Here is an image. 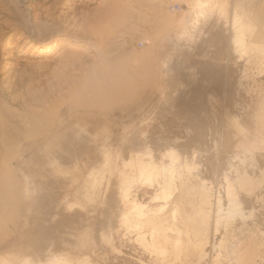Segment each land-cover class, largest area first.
I'll use <instances>...</instances> for the list:
<instances>
[{
    "label": "rangeland",
    "instance_id": "obj_1",
    "mask_svg": "<svg viewBox=\"0 0 264 264\" xmlns=\"http://www.w3.org/2000/svg\"><path fill=\"white\" fill-rule=\"evenodd\" d=\"M257 1L0 0V264H264Z\"/></svg>",
    "mask_w": 264,
    "mask_h": 264
},
{
    "label": "bare ground",
    "instance_id": "obj_2",
    "mask_svg": "<svg viewBox=\"0 0 264 264\" xmlns=\"http://www.w3.org/2000/svg\"><path fill=\"white\" fill-rule=\"evenodd\" d=\"M65 1H73V0H65ZM127 6V5H126ZM125 6V7H126ZM30 15V13H29ZM35 15H40L39 14H35ZM41 16V15H40ZM39 17V16H38ZM36 20V22L40 19ZM26 20V19H25ZM31 21V20H30ZM29 20L26 23L30 22ZM35 22V20H34ZM33 22V23H34ZM36 22L34 25H36ZM25 23V22H24ZM24 25L23 28H25V26H27V29H32V27H34V25H32V27L29 24ZM42 23V21H41ZM45 25V24H44ZM22 26V25H21ZM38 27H42V24H37ZM48 27V26H47ZM17 28V27H16ZM43 28V27H42ZM45 28V27H44ZM49 28V27H48ZM67 28V27H66ZM47 29V28H46ZM50 30V29H49ZM27 31V30H25ZM24 31V32H25ZM29 31V30H28ZM27 31V32H28ZM31 31V30H30ZM55 31V30H54ZM23 32V33H24ZM26 32V34H27ZM49 32V31H48ZM53 32V31H52ZM64 32V31H63ZM25 34V33H24ZM49 36H40L38 38H26V42L24 43V45H37L38 48L40 47H49V45H52V39L53 36L50 35V32L48 33ZM54 34V33H53ZM61 34V33H60ZM67 34V33H66ZM21 39V38H20ZM56 41V40H55ZM22 43V42H21ZM23 45V46H24ZM54 46H56V43H53ZM22 46V45H21ZM57 47V46H56ZM87 47V46H86ZM78 54V53H77ZM70 55V54H69ZM76 56V53H75ZM73 57V56H72ZM83 57V55H82ZM81 58V57H80ZM64 60V59H63ZM69 62V61H68ZM118 65L117 67H115V69H117V71L113 70L111 71L113 68L114 69V65L111 64H106L105 66L107 67V69H103L104 72H99V74L95 73L96 70L99 71L98 69H93V71H90V74L88 75L87 78H83L77 92L84 97H87L89 99H92L94 102L95 100H97L98 98L100 99H104V100H109V98L111 99V97L113 95H115L116 93H118L119 91H121V89H125L124 86H126L128 84V79H129V75H130V70L128 69L126 64H122V62L119 60L117 61ZM116 64V63H115ZM102 67V66H101ZM104 67V66H103ZM102 67V68H103ZM97 68V67H96ZM85 99H83L84 101ZM101 101V100H100ZM86 102V101H85ZM55 106V105H54ZM46 114V113H45ZM32 115V114H31ZM35 116V115H34ZM33 116V117H34ZM33 120V119H32ZM46 118L44 117H40L38 116V118H35L32 122L31 119L30 121H28L27 124L32 125V132L35 131H39V130H44L46 128ZM141 156V155H140ZM142 162V161H141ZM148 165V164H147ZM149 166V165H148ZM140 167V166H139ZM148 168L143 167L141 172V177H144L147 181H150L152 179V176L149 174H146V170ZM150 169V168H149ZM151 170V169H150ZM149 170V172H151ZM143 178V179H144ZM143 181V180H141ZM152 182V181H151ZM142 183V182H141ZM139 189V188H138ZM138 208V206H136ZM133 208V207H132ZM134 209V208H133ZM132 210V209H131ZM140 214H143V212L139 211V216ZM125 217V215H124ZM139 223V222H138ZM139 226V225H138ZM157 248V247H156ZM159 248V247H158ZM157 252V251H156ZM164 252V251H163Z\"/></svg>",
    "mask_w": 264,
    "mask_h": 264
},
{
    "label": "crops",
    "instance_id": "obj_3",
    "mask_svg": "<svg viewBox=\"0 0 264 264\" xmlns=\"http://www.w3.org/2000/svg\"><path fill=\"white\" fill-rule=\"evenodd\" d=\"M257 9L255 10L258 14V19L260 23L264 21V0H258Z\"/></svg>",
    "mask_w": 264,
    "mask_h": 264
},
{
    "label": "built area",
    "instance_id": "obj_4",
    "mask_svg": "<svg viewBox=\"0 0 264 264\" xmlns=\"http://www.w3.org/2000/svg\"><path fill=\"white\" fill-rule=\"evenodd\" d=\"M172 10H174V9H172Z\"/></svg>",
    "mask_w": 264,
    "mask_h": 264
}]
</instances>
